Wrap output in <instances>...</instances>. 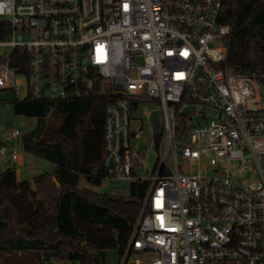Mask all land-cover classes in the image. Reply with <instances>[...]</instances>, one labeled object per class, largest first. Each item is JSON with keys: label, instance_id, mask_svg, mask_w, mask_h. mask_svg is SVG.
<instances>
[{"label": "built area", "instance_id": "1", "mask_svg": "<svg viewBox=\"0 0 264 264\" xmlns=\"http://www.w3.org/2000/svg\"><path fill=\"white\" fill-rule=\"evenodd\" d=\"M224 4L0 0V91L19 98L23 89V99L38 101L103 97L106 179L150 181L120 264H264V71L228 65ZM142 98L162 112L149 116L152 129L154 115L162 125L150 177L132 145L142 137L132 127ZM20 136H4L0 158L9 164L19 161ZM177 152L198 161V172L180 170ZM223 160L245 162L250 177L235 179Z\"/></svg>", "mask_w": 264, "mask_h": 264}, {"label": "trees", "instance_id": "2", "mask_svg": "<svg viewBox=\"0 0 264 264\" xmlns=\"http://www.w3.org/2000/svg\"><path fill=\"white\" fill-rule=\"evenodd\" d=\"M220 22L233 30L228 65L235 71H264V0H225ZM3 26L7 24L0 20ZM12 101L16 114L37 121L23 135L25 152L53 168L36 176L34 184L19 180L11 166L0 173V254L15 256L18 262L12 264H25L26 259L34 264L53 259L120 264L150 181L131 182L127 196L81 186L82 179L96 186L106 179L105 99L14 96ZM3 144L0 140V149ZM138 173L133 170L134 177ZM110 252L117 254L114 261Z\"/></svg>", "mask_w": 264, "mask_h": 264}, {"label": "rangeland", "instance_id": "3", "mask_svg": "<svg viewBox=\"0 0 264 264\" xmlns=\"http://www.w3.org/2000/svg\"><path fill=\"white\" fill-rule=\"evenodd\" d=\"M18 80L21 81L20 78ZM14 94L10 91H0V140L5 142V134L12 132L13 130H19L21 136L16 140V143L20 150V156L25 153L22 144L23 135L33 129L37 123L34 118H27L22 115H18L14 111L13 105ZM19 98H24V90L20 91ZM155 113L162 120V112L159 103L150 98H142L138 106L134 107L133 118L137 121L133 123V131H141L142 137L139 140H133V148L139 152L147 164V169L145 170L142 166L139 169L140 174L145 177H150L154 166L159 158V150L156 145V136L153 132L150 114ZM188 123V122H187ZM180 170L185 173H195L198 172L200 163L198 161H182L180 160L178 152L176 153ZM25 157V163L22 167H19L20 160L14 163H10V166L21 170L22 177L32 184L36 176L47 173L51 170V165L45 160L37 158L33 155L27 154ZM170 166L174 165L173 157L170 155L167 159ZM223 171H229L231 175L238 179L239 181H244L249 178L250 172L245 168V162L226 160L221 161ZM204 165V164H203ZM4 171V170H3ZM1 171V172H3ZM0 172V173H1ZM82 187H88L95 192L101 194H118L127 196L130 191V183L124 181H118L114 179H105L100 186L88 184L85 179L81 181ZM8 257V258H7ZM109 258L114 261L117 258L115 252L109 253ZM136 259H142L141 255H135L131 258L130 263H135ZM18 260L15 256L9 257L8 255L3 256L0 254V264H12L17 263ZM25 264H34L30 259H26ZM49 264H80L78 261H60L53 259Z\"/></svg>", "mask_w": 264, "mask_h": 264}, {"label": "crops", "instance_id": "4", "mask_svg": "<svg viewBox=\"0 0 264 264\" xmlns=\"http://www.w3.org/2000/svg\"><path fill=\"white\" fill-rule=\"evenodd\" d=\"M27 154H29V153L25 152L22 155V157L20 156V158H19V160H20L19 167H22L24 165V163H25V157L24 156H26ZM29 155H31V154H29ZM8 166H10V164L5 159L0 158V172L3 171V170H5ZM52 168H53V165H51V169ZM16 171H17V175H18V179L19 180H26V179H24L22 177L21 170L16 169Z\"/></svg>", "mask_w": 264, "mask_h": 264}, {"label": "water", "instance_id": "5", "mask_svg": "<svg viewBox=\"0 0 264 264\" xmlns=\"http://www.w3.org/2000/svg\"><path fill=\"white\" fill-rule=\"evenodd\" d=\"M5 60H6L5 58L0 57V63H4ZM197 121L200 122L201 118H198ZM152 123H153V130H154L155 133H158V132H160L162 130V125H161V123H160V121H159V119H158V117L156 115L152 116ZM183 132H184V129L179 134L178 140H181ZM211 169L217 170L218 166L212 167Z\"/></svg>", "mask_w": 264, "mask_h": 264}]
</instances>
